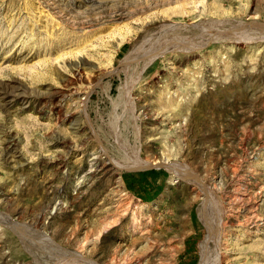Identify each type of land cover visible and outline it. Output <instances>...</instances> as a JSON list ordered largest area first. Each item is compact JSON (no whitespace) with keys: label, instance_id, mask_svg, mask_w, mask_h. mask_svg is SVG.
Returning a JSON list of instances; mask_svg holds the SVG:
<instances>
[{"label":"rangeland","instance_id":"rangeland-1","mask_svg":"<svg viewBox=\"0 0 264 264\" xmlns=\"http://www.w3.org/2000/svg\"><path fill=\"white\" fill-rule=\"evenodd\" d=\"M217 262L264 264V0H0V264Z\"/></svg>","mask_w":264,"mask_h":264},{"label":"bare ground","instance_id":"bare-ground-1","mask_svg":"<svg viewBox=\"0 0 264 264\" xmlns=\"http://www.w3.org/2000/svg\"><path fill=\"white\" fill-rule=\"evenodd\" d=\"M70 80V79H69ZM51 92V91H50ZM54 92V91H53ZM115 165V164H114ZM243 193V192H242ZM235 201V200H234ZM233 201V202H234ZM240 201V200H239ZM248 201V200H247ZM127 206V205H126ZM230 208V207H229ZM256 213V212H255ZM218 254L220 255V253L218 252ZM130 259V258H129ZM218 259V258H217ZM217 264H218V262H217Z\"/></svg>","mask_w":264,"mask_h":264}]
</instances>
